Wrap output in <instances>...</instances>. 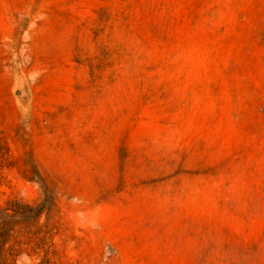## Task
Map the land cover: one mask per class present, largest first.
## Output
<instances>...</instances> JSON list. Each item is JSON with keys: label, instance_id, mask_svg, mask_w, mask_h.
<instances>
[{"label": "rangeland", "instance_id": "374dc122", "mask_svg": "<svg viewBox=\"0 0 264 264\" xmlns=\"http://www.w3.org/2000/svg\"><path fill=\"white\" fill-rule=\"evenodd\" d=\"M0 264H264V0H0Z\"/></svg>", "mask_w": 264, "mask_h": 264}]
</instances>
